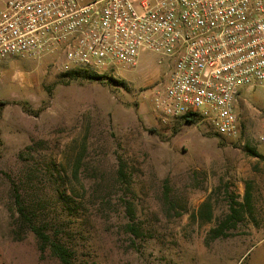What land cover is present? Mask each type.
<instances>
[{
  "label": "rangeland",
  "instance_id": "obj_1",
  "mask_svg": "<svg viewBox=\"0 0 264 264\" xmlns=\"http://www.w3.org/2000/svg\"><path fill=\"white\" fill-rule=\"evenodd\" d=\"M167 60L143 50L136 67L0 61V264H62L19 223L16 194L70 264H264V88L242 89L236 138L162 122L153 97Z\"/></svg>",
  "mask_w": 264,
  "mask_h": 264
},
{
  "label": "built area",
  "instance_id": "obj_2",
  "mask_svg": "<svg viewBox=\"0 0 264 264\" xmlns=\"http://www.w3.org/2000/svg\"><path fill=\"white\" fill-rule=\"evenodd\" d=\"M143 50L168 57L153 97L162 122L192 116L236 138L242 89L264 88V0H0V61L136 67Z\"/></svg>",
  "mask_w": 264,
  "mask_h": 264
},
{
  "label": "trees",
  "instance_id": "obj_3",
  "mask_svg": "<svg viewBox=\"0 0 264 264\" xmlns=\"http://www.w3.org/2000/svg\"><path fill=\"white\" fill-rule=\"evenodd\" d=\"M72 74L74 71H69L67 74ZM87 77H95L97 79H112V77H108L105 74H98V73H87ZM184 121L189 122V123H194L198 119L192 116H183L181 117ZM16 198L18 199V221L21 225L26 226L29 230H31L35 237L36 240L38 241L42 251L44 249H49L50 252L59 259V261L62 264H70V253H69V248L64 245V243L60 242L55 236H52L41 224L43 222L42 219L39 218V221L37 219L36 213L31 209V206L25 204L24 201L21 200V197L19 194H16ZM246 205L248 206L250 204V196L247 193L246 194ZM234 213L236 211L234 210ZM201 217H205L206 219H211V210L209 211H200L199 214ZM229 218H232V215L229 216ZM229 219V220H231ZM216 235L221 234L219 230H213Z\"/></svg>",
  "mask_w": 264,
  "mask_h": 264
}]
</instances>
